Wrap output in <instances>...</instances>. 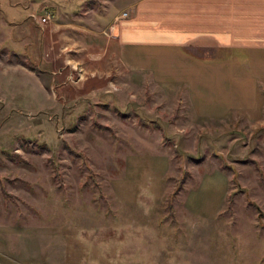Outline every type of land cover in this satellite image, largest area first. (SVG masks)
Wrapping results in <instances>:
<instances>
[{"label":"rangeland","instance_id":"rangeland-1","mask_svg":"<svg viewBox=\"0 0 264 264\" xmlns=\"http://www.w3.org/2000/svg\"><path fill=\"white\" fill-rule=\"evenodd\" d=\"M128 1L0 0V264H264V52L113 54Z\"/></svg>","mask_w":264,"mask_h":264},{"label":"crops","instance_id":"crops-1","mask_svg":"<svg viewBox=\"0 0 264 264\" xmlns=\"http://www.w3.org/2000/svg\"><path fill=\"white\" fill-rule=\"evenodd\" d=\"M124 5L110 14L105 26L113 54L116 49L136 54L139 49L203 43L233 52H264V0H129ZM62 26L55 24V29ZM161 36L170 42L147 41Z\"/></svg>","mask_w":264,"mask_h":264},{"label":"built area","instance_id":"built-area-1","mask_svg":"<svg viewBox=\"0 0 264 264\" xmlns=\"http://www.w3.org/2000/svg\"><path fill=\"white\" fill-rule=\"evenodd\" d=\"M50 15L47 14L44 17L38 18L37 21L38 23H40L41 25L47 24L50 21Z\"/></svg>","mask_w":264,"mask_h":264}]
</instances>
